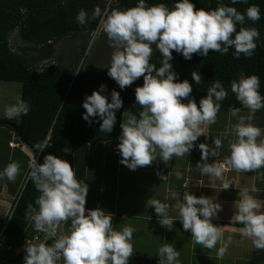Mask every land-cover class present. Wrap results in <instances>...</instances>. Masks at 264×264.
I'll use <instances>...</instances> for the list:
<instances>
[{
	"label": "clouds",
	"instance_id": "9594fccd",
	"mask_svg": "<svg viewBox=\"0 0 264 264\" xmlns=\"http://www.w3.org/2000/svg\"><path fill=\"white\" fill-rule=\"evenodd\" d=\"M231 2L246 3L247 0ZM246 18L258 21L260 8L252 5L241 13L236 7L218 3L210 11L196 10L191 0H179L174 8L164 3L148 6L145 0H138L135 7L126 10L109 11L107 7L104 10L95 7L91 20L99 19V27L106 33L113 49L108 76L121 89L131 86L140 77L144 79L143 86L135 89L136 103L142 109L139 118L130 111L125 112L127 118L120 125L122 133L118 150L121 164L136 170L151 166L157 157L167 164L174 156L183 157L193 149L194 142L204 135L203 126L216 123L221 102L228 96L221 81L211 83L207 96L199 105L194 99L184 103L193 87L187 79L177 82V73L172 70L170 61L173 51L189 60L193 54L207 56L210 50H214L224 55L229 49L235 50L237 59L241 55L250 58L260 33L254 27L244 26ZM89 19L84 9L76 17L81 26H85ZM237 25H240L238 31ZM153 45L162 56L158 69L151 62ZM192 77L196 84L202 82L198 72L194 71ZM230 88L250 114L240 115V108H230L231 116L238 118L231 129L235 139L228 144L230 155L223 162L208 163L209 156L217 157V149L223 146L222 140L215 138L214 147L199 144L202 163L197 165L202 175L221 181L223 190L232 185L225 179V165L238 173L264 168V138H261L264 133L252 123L253 115L264 108V96L259 91L260 78L241 73L238 79L231 81ZM105 89L106 85L101 84L100 90L85 97L83 119L91 124L92 118L99 117L102 120L100 130L110 133L123 100L120 93L113 90L109 102L102 94ZM29 111V103L17 97L14 104L4 109V116L12 120L27 115ZM229 134L226 131L224 136ZM47 147L46 140L34 145L40 153ZM64 151L67 153L71 149L65 148ZM28 167L29 178L40 195L35 200L36 206L27 205L25 219L34 224L36 232L43 233L46 240L52 239L53 242L49 245L29 239L24 264H60L61 261L63 264H128L134 253L135 228L125 225L116 229L112 213L99 207L86 210L89 186L77 178L70 162L48 154L43 163L31 160ZM20 168L18 162L8 163L0 171V180L6 178L15 182ZM176 176L180 179L181 173L177 172ZM184 187L187 188V184ZM255 191V187H244L239 191V199L235 202L237 211L232 221L243 225L238 229L242 238L251 239L255 249L264 250V202L250 194ZM174 196L180 200L178 195ZM147 204L154 207L160 225L171 230L174 220L169 215V204L157 199H150ZM176 208L183 229L191 231L196 244L213 249L220 243L217 255L223 257L226 254L232 237L225 240L223 228L212 223V218L222 210L221 204L185 191L183 201L178 202ZM157 254L159 264H180V252L169 243L162 244Z\"/></svg>",
	"mask_w": 264,
	"mask_h": 264
},
{
	"label": "trees",
	"instance_id": "16d2710c",
	"mask_svg": "<svg viewBox=\"0 0 264 264\" xmlns=\"http://www.w3.org/2000/svg\"><path fill=\"white\" fill-rule=\"evenodd\" d=\"M145 2L148 6L164 3L169 8H174L179 0ZM191 2L196 10L204 8L210 11L218 3H223L236 7L241 13H245L248 7L257 5L260 8V19L253 22L246 18L244 26L256 28L260 37L256 40L257 47L250 58L244 55L235 58L234 49H229L224 55L214 50H210L207 56L193 54L190 60L173 51L170 63L173 65L172 70L177 73V82L187 79L193 87L190 97L183 102L194 99L199 105L200 100L207 96L211 83L219 80L228 91L227 98L221 102L220 111L230 112L232 107L243 109L244 106L230 88L231 81L238 79L241 73L246 76L257 75L260 78L259 91L264 96V0H247L246 3L237 4H232L231 0ZM137 3L138 0H0V82L20 84L21 98L30 105L29 113L20 116L18 121L0 118V130L5 129L9 139L16 138L18 143L27 146L38 163H43L48 154L64 159L100 145L118 142L122 133L120 125L123 122L124 107L128 104L138 105L135 89L143 86L144 79L140 77L131 86L121 89L108 76V68H94L88 72L80 70L76 75L74 71L77 67L63 64L50 63L36 69L37 59L27 50L37 51L38 60H49L54 56L55 45L59 39L78 33H92L98 29L99 19L91 20L95 7L99 6L102 10L107 7L109 11L126 10L135 7ZM81 9L86 10L90 18L85 26L79 25L76 20ZM239 28L240 25H237V31ZM14 31H18L20 38L27 43L28 48H24L26 52L21 53L11 47L10 35ZM161 59V53L155 47L151 62L157 69L161 66ZM194 71L202 77L200 84H196L192 77ZM101 84L106 85L102 94L108 97L109 102L113 90L119 92L123 100L122 108L116 111V123L110 133L100 130L102 120L99 117L92 118L91 124L83 119L86 111L83 108L85 97L100 90ZM9 122L15 123L18 130L8 126ZM45 140L48 147L40 153L34 145ZM65 148L71 151L66 153ZM19 194L8 224L0 223V233L4 227L3 237L9 239L11 246L15 248L31 224L25 219L27 205L36 206L35 200L40 195L30 178ZM52 242L50 239L46 243L50 245ZM128 264L159 263L146 259L139 253H133ZM248 264H264V250L254 248Z\"/></svg>",
	"mask_w": 264,
	"mask_h": 264
},
{
	"label": "crops",
	"instance_id": "0c3cea01",
	"mask_svg": "<svg viewBox=\"0 0 264 264\" xmlns=\"http://www.w3.org/2000/svg\"><path fill=\"white\" fill-rule=\"evenodd\" d=\"M25 44L27 43L24 42L21 45ZM54 56L49 60H53ZM38 59L36 69H41L44 67L42 62L47 63L48 60ZM6 95L8 98L9 93ZM226 116L225 112L219 111L215 124L203 126L204 135L200 136L194 142L193 149L183 157L174 156L167 164L161 158L157 157L151 166L131 170L120 163L122 159L118 150L120 141L100 145L95 149L79 152L64 158L73 166L77 178L84 180L89 186L86 197V210L99 207L106 212L112 213V223L116 229L125 225L135 228L136 231L134 232L132 241L133 245H137L140 242V238L143 237L147 239L154 238L151 239L154 240L151 243L158 246H162L164 243L176 245L182 243L179 237L185 231L182 221L179 220L178 209L176 208V204L183 201L184 192L188 191L197 197L203 196L210 198L213 202L219 203L222 206V210L218 212L217 216L212 218V223L223 228L225 240L229 236L232 237V243L224 256L229 261L233 259L235 261L241 260L244 264H248L254 246L251 239L241 237L238 229L243 227V225L235 223L232 221V218L237 211L235 202L239 199V191L244 187H255L256 191L250 194L257 200L264 202V168L252 172L238 173L225 165V179L231 181L232 185L229 189L223 190L221 181H213L209 176L202 175L200 169L197 167L198 164L202 163V153L199 149V144L201 143L214 147L215 138L222 140L223 146L217 149V157L210 155L208 163H214L217 160L223 162L230 155L228 144L230 140L235 139V136L229 131L232 125L229 124L231 123L230 117L227 116V119ZM220 121L221 123L226 122L225 125L220 126ZM257 127H260L262 133H264V125ZM226 131L230 133L227 137L224 136ZM261 138H264V135ZM11 143H13V146H10ZM8 146L11 149H22L23 154H25L24 151L27 147L13 141L9 142ZM108 148H112L110 151L115 155V160L109 157L110 152H108ZM177 172L181 173L180 179H177ZM111 174L113 176L110 177ZM6 183L0 182V223H4L5 225L9 222L14 202L18 198V195H11L10 186ZM185 184H187V188L184 187ZM174 194L180 197L179 201L175 198ZM150 199H157L162 203L169 204V215L174 220L171 234L167 227L160 225V217L156 214L154 207H150L147 204ZM67 226L65 225V228ZM3 233L4 227L0 233V242H2L0 264H24L26 246L22 245L23 238H33L36 235L40 236L43 240L45 238L43 233H38L34 230V224L32 222L16 248L11 246L12 244H10L9 239L3 237ZM157 235L159 237H156ZM192 240L193 238L191 242ZM191 246L190 259L188 258V262L184 264H196L197 262L204 264L202 260H197L196 262L193 260L195 257V249L198 250V255L201 259L209 256L212 257L211 249L203 248L195 242ZM134 253L139 252L134 251ZM219 258L222 259L223 257L216 255V260L223 261ZM179 260L181 261V255Z\"/></svg>",
	"mask_w": 264,
	"mask_h": 264
},
{
	"label": "rangeland",
	"instance_id": "374dc122",
	"mask_svg": "<svg viewBox=\"0 0 264 264\" xmlns=\"http://www.w3.org/2000/svg\"><path fill=\"white\" fill-rule=\"evenodd\" d=\"M99 29L97 31H94L92 33H78L70 36H64L62 39H59L55 45V53H54V59L48 60V62H42L43 66H46L50 63H56V64H63L68 65L70 67H77L74 71L75 75L81 70L82 72H88L91 71L94 68H108L111 62V54L113 49L110 47V42L107 38L106 33H104L103 29L101 27H98ZM10 42L11 47L16 50L20 51L21 53L26 52L24 48H28V45H21L24 43V41L20 38V35L18 31H14L10 35ZM23 47V49H22ZM155 45H153V49L155 50ZM28 53H30L33 58L38 59L39 53L33 49L27 50ZM154 52V51H153ZM41 63V62H40ZM41 65V64H40ZM7 93H9V97L7 98ZM21 98V85L20 84H10L6 82H0V118H6L4 116V109L16 102V98ZM141 107L139 105L135 104H128L124 107V113L125 112H132L139 118V113L141 111ZM225 112L227 116L230 117L231 123L230 125H234L237 123L238 118L231 116L230 113ZM224 114V113H223ZM230 114V115H228ZM248 109H241L240 115L247 116L249 115ZM226 116V118H227ZM20 117L15 118L17 121ZM124 118H127V114ZM228 119V118H227ZM226 122H219V125L224 126ZM253 124L255 126L264 125V108L260 109L254 114L253 118ZM258 124V125H257ZM218 126V125H217ZM232 129V127H231ZM231 129L229 131H231ZM0 171H3V169L7 166L10 162H18L21 165L20 173L17 176L15 182L8 181L6 178L3 180H0V182H7L10 186L11 195H20L19 193L23 189L24 185L29 179V162L31 160H34V156L32 151L26 147L23 154L22 149H11L8 146V143L11 141L17 142L16 138L7 137V131L5 129L0 130ZM2 145V146H1ZM112 148H108L109 157L112 160H115V155L110 151ZM21 150V151H19ZM113 176V174L110 175V177ZM15 196V198H16ZM172 229L170 230V234L172 233ZM160 235V234H159ZM179 239L182 241L181 244L172 245L174 248H176L177 251L180 252L181 255V263L184 264L188 262V258L190 259V253H191V244H194L192 239V234L190 230L184 231ZM156 237H159L158 235ZM155 237V238H156ZM154 239V238H151ZM147 239V238H140V242L137 245H133L134 251L139 252L144 256V258L159 262V256H158V249L161 245H155L151 242L154 240ZM44 240L47 242L48 239ZM41 242V241H38ZM188 242V244H187ZM181 245V246H178ZM220 243L217 244V246L212 251V257H207L205 259H201L198 255V250L195 249V257L193 260L196 262L197 260H202L204 264H244V262L235 261L234 259L232 261H229L225 256H223V261L216 260V255L219 249ZM217 251V252H216ZM216 252V253H215ZM5 257V256H4ZM218 259V257H217ZM60 264H63L61 261ZM196 264H199L198 262Z\"/></svg>",
	"mask_w": 264,
	"mask_h": 264
},
{
	"label": "built area",
	"instance_id": "2783aa9c",
	"mask_svg": "<svg viewBox=\"0 0 264 264\" xmlns=\"http://www.w3.org/2000/svg\"><path fill=\"white\" fill-rule=\"evenodd\" d=\"M10 146H13V143L10 144ZM33 240L34 242H38V241H41V242H46L45 240L41 239L40 236L36 235L34 236L33 238H26L24 237L23 240H22V245L23 246H26V243L28 240Z\"/></svg>",
	"mask_w": 264,
	"mask_h": 264
},
{
	"label": "water",
	"instance_id": "95a60500",
	"mask_svg": "<svg viewBox=\"0 0 264 264\" xmlns=\"http://www.w3.org/2000/svg\"><path fill=\"white\" fill-rule=\"evenodd\" d=\"M8 126L12 127L16 131L18 130L17 125L15 123H13V122H9Z\"/></svg>",
	"mask_w": 264,
	"mask_h": 264
}]
</instances>
